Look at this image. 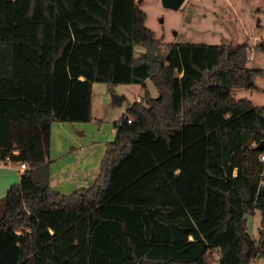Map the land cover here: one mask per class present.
<instances>
[{"label": "trees", "instance_id": "1", "mask_svg": "<svg viewBox=\"0 0 264 264\" xmlns=\"http://www.w3.org/2000/svg\"><path fill=\"white\" fill-rule=\"evenodd\" d=\"M145 19L135 0H0V159L26 163L2 197L0 264H211L213 252L217 264H246L264 254L245 216L258 209L264 229V161L252 144L264 139V104L232 91L264 69L247 66L245 43L166 42ZM93 81L143 92L113 121L93 181L60 192L51 124L92 118Z\"/></svg>", "mask_w": 264, "mask_h": 264}, {"label": "rangeland", "instance_id": "2", "mask_svg": "<svg viewBox=\"0 0 264 264\" xmlns=\"http://www.w3.org/2000/svg\"><path fill=\"white\" fill-rule=\"evenodd\" d=\"M146 12L145 24L150 27L156 37L163 36L166 42H204V43H245L247 47V66L264 69V0H183L178 8L168 7L161 0H135ZM138 51V49H137ZM251 86H235L232 91L236 97L246 96L255 104H264V74L258 75ZM147 86L152 95L157 91L151 80ZM143 89L138 83L118 82L109 84L104 81L92 82L91 114L87 121L67 122L54 120L50 131L49 168L56 170L55 175L68 174L70 170L61 165L69 160H75L83 154H88L84 167H90L93 179L98 173L99 162L105 143L114 139L113 121L127 108L128 103L137 99ZM123 96L122 103L113 100L112 94ZM83 130L80 133V130ZM92 143V144H91ZM78 149L65 154L71 146ZM251 170L257 171L259 161L257 152L250 153ZM76 161V160H75ZM73 162L75 166L77 161ZM78 168V167H77ZM58 169V170H57ZM23 168L19 160H0V213L3 199L10 184L18 181ZM73 170L71 177L66 178L67 186L62 187L68 193L78 186L79 175ZM256 173L246 176L248 181L255 180ZM246 228L253 232L259 240L260 214L259 210L246 213ZM213 263L217 264L218 254L213 252ZM246 264H264V254H256Z\"/></svg>", "mask_w": 264, "mask_h": 264}, {"label": "crops", "instance_id": "3", "mask_svg": "<svg viewBox=\"0 0 264 264\" xmlns=\"http://www.w3.org/2000/svg\"><path fill=\"white\" fill-rule=\"evenodd\" d=\"M116 94V93H115ZM120 95V94H119ZM121 96V103H122V95ZM140 95H137L135 98H139ZM80 133L83 132V130L81 129L79 131ZM92 144V143H91ZM76 149H78L77 146H71V149L69 151H66V153H64L63 155L67 154L69 155L70 153H73V151H76ZM88 152L86 154H83L81 157H79L78 159H75L77 161V165L75 166V164L73 163L74 161L73 160H69L67 162H64L62 163L61 165V171H64L65 169L64 168H68L70 170V172L68 174H62L63 172H61V174L59 175H55V172L56 170H50V184L53 188L59 190L60 192H64L62 191V187L63 186H67L68 184L66 183L67 181L69 180H66V178L69 179V177H71L72 174V171L74 170L76 172V170L78 171L77 172V175H79V179H77V184L79 186H82V185H88L89 183H91L93 181V172L95 171V168L94 170H91L90 167H84V163L86 162V160L88 159ZM4 161V160H3ZM75 161V162H76ZM6 162V161H5ZM78 167V168H77ZM58 170V169H57ZM253 212V211H252ZM248 230V229H247ZM250 232V231H249ZM253 236H254V233L253 232H250ZM255 237V236H254ZM256 238V237H255ZM257 239V238H256Z\"/></svg>", "mask_w": 264, "mask_h": 264}, {"label": "water", "instance_id": "4", "mask_svg": "<svg viewBox=\"0 0 264 264\" xmlns=\"http://www.w3.org/2000/svg\"><path fill=\"white\" fill-rule=\"evenodd\" d=\"M183 0H161L162 4L168 7L172 8H178L180 4L182 3ZM113 100L117 103H121V96L119 94H112ZM264 147V139H261L256 145L255 148L261 149ZM260 233L262 239H264V229L261 227L260 228Z\"/></svg>", "mask_w": 264, "mask_h": 264}, {"label": "built area", "instance_id": "5", "mask_svg": "<svg viewBox=\"0 0 264 264\" xmlns=\"http://www.w3.org/2000/svg\"><path fill=\"white\" fill-rule=\"evenodd\" d=\"M138 99V98H137ZM258 142H255V141H253L252 142V144L253 145H256ZM258 158L260 159V160H262V161H264V147L262 148V150L259 152V154H258ZM1 160V159H0ZM3 161V160H2ZM3 162H5V161H3ZM25 166H26V163H25V161H21L20 162V167L21 168H25ZM260 182H262V180H260ZM28 229V228H27ZM15 232L17 233V234H21L22 233V229H16L15 230Z\"/></svg>", "mask_w": 264, "mask_h": 264}]
</instances>
